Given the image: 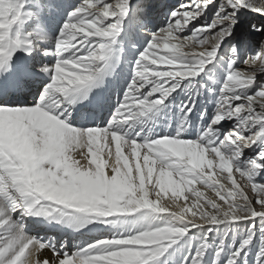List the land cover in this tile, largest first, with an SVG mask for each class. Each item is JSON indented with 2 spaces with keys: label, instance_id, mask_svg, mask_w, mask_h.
<instances>
[{
  "label": "snow or ice",
  "instance_id": "obj_1",
  "mask_svg": "<svg viewBox=\"0 0 264 264\" xmlns=\"http://www.w3.org/2000/svg\"><path fill=\"white\" fill-rule=\"evenodd\" d=\"M241 9L264 16V0H181L148 32L149 3L0 0V264H167L178 246L181 264H248L257 236L264 264V39L233 43ZM121 56L129 75L97 123L111 101L92 94ZM209 64L224 68L218 92L197 79ZM196 84L175 131L156 134L169 97ZM205 90L214 107L190 139ZM40 219L104 227L72 251L29 234Z\"/></svg>",
  "mask_w": 264,
  "mask_h": 264
},
{
  "label": "bare ground",
  "instance_id": "obj_2",
  "mask_svg": "<svg viewBox=\"0 0 264 264\" xmlns=\"http://www.w3.org/2000/svg\"><path fill=\"white\" fill-rule=\"evenodd\" d=\"M144 0H137L135 2L142 3ZM69 2L76 4L79 3L80 0H69ZM159 5V4H158ZM154 9V7H153ZM155 11H152L150 15H156L158 17L160 13L163 12V8L156 7ZM149 18V16H148ZM59 22H63L62 17H58ZM147 19V17H146ZM145 19V20H146ZM153 26H150L146 31L151 32L155 31L156 29L163 26L160 22H155L154 20ZM58 27V25H57ZM143 40V32H137V49L141 47L140 41ZM125 52H127L132 58H134V53L131 52V47L129 44H124ZM18 55H22V53H18ZM113 74L110 77L106 78L105 81V88L96 90L92 95L95 96L98 94L106 96L110 98V103L106 104L104 109L96 113V122L100 123L103 120L107 119L112 106L115 104L116 96L118 92L124 87L126 83V77L129 75V68L128 65L125 63V59L123 56H121L119 59L113 58ZM199 80H202L203 83L209 84V86L216 88L217 92L219 91V88L224 80V69L221 68V66L214 67L212 64L207 66V69L205 70V73H202L201 78H197ZM213 80L219 81L218 83H213ZM188 81H184V85H187ZM41 88L43 85L40 86ZM199 84H196L192 87H183L181 89H178L177 93H173L172 97H169V100L166 101V104L169 105L168 108H165L162 112L158 113L155 117L156 121V127H155V133L158 135H163L165 132H174L175 126H176V117L178 114V106L182 103V101L187 100L189 96L198 89ZM206 90L203 91L202 95H200L197 99L198 107L193 111L192 116L189 118L191 122V126L188 129V132L185 133L186 136H188L190 139H195V125L201 124V121L199 119V111L203 107H207L209 112H211L212 108L214 107V101L215 97L209 96L206 94ZM30 98V97H29ZM92 97H90L91 99ZM88 101L84 102V105H87ZM84 105H78V107H84ZM75 114V113H74ZM170 125V126H169ZM150 126H146L144 129V133L147 134L149 131ZM251 151V150H249ZM201 191H205L204 189H201ZM206 195L208 197H213L214 193H207ZM170 197V194H169ZM166 205L170 203V200L163 201ZM181 205L183 206V201H181ZM258 207V206H257ZM67 219V218H66ZM199 222V221H198ZM104 225H89L88 228H85L81 230L80 232H76L73 229L67 227L63 223H56L52 222L49 223L46 220L40 219L38 224H32L31 225V232L29 234L31 235H42V236H54L58 242H67L69 248L72 251L76 250V244L81 243L83 240H87L90 238V236L95 235V233H88L89 228H103ZM243 231V228H239L235 232L234 239L226 240V244H231L232 242L239 243L240 239V233ZM85 233H88V235H85ZM189 235L194 236L195 239H198L197 230H193V233H190ZM230 237V236H229ZM211 238L219 240L218 236L216 234H213ZM232 240V242H230ZM261 245V240L259 236H257L253 240V245L251 246L252 250L248 254V264H253V260L257 255V249ZM182 249L179 248L178 250L173 252L172 255L168 258L167 264H181V255L180 251Z\"/></svg>",
  "mask_w": 264,
  "mask_h": 264
},
{
  "label": "rangeland",
  "instance_id": "obj_3",
  "mask_svg": "<svg viewBox=\"0 0 264 264\" xmlns=\"http://www.w3.org/2000/svg\"><path fill=\"white\" fill-rule=\"evenodd\" d=\"M137 0H134V2ZM181 0H144L143 3H149L152 5V11H155V6L163 8V12L160 13L158 17L156 15H149V18L147 17L146 20H144L145 29H148L150 26H153V20L155 22H160L164 25V23L167 20V13L171 11L172 8L178 6L180 4ZM140 3V2H138ZM159 4V5H158ZM154 7V9H153ZM151 11V12H152ZM157 11V10H156ZM212 15V12L209 11L208 15L205 17V19L210 18ZM253 26L264 28V16L257 15L254 12L248 11L246 9H241L236 16V28L233 31V36L235 37V40H233V43L237 45V48L239 49L242 45L252 42L256 43L258 46V42L261 39H264V32H254ZM249 52L251 49L248 50ZM247 54V53H246ZM210 65V64H209ZM213 66V64H212ZM223 68V66H221ZM224 69V68H223ZM199 89V87H198ZM207 94V92H206ZM209 95V94H207ZM215 97V96H213ZM201 110V109H200ZM199 124H196L198 126ZM240 202L239 200L237 201ZM175 211V209H173ZM215 234V233H214ZM235 235H232L228 238L234 239ZM219 238V236H218ZM232 242V240H230ZM182 243V242H181ZM180 254H182V250L180 251Z\"/></svg>",
  "mask_w": 264,
  "mask_h": 264
}]
</instances>
